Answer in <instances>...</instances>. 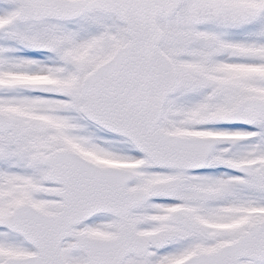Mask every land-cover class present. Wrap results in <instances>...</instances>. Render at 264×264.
<instances>
[{
    "label": "snow or ice",
    "instance_id": "snow-or-ice-1",
    "mask_svg": "<svg viewBox=\"0 0 264 264\" xmlns=\"http://www.w3.org/2000/svg\"><path fill=\"white\" fill-rule=\"evenodd\" d=\"M0 264H264V0H0Z\"/></svg>",
    "mask_w": 264,
    "mask_h": 264
}]
</instances>
